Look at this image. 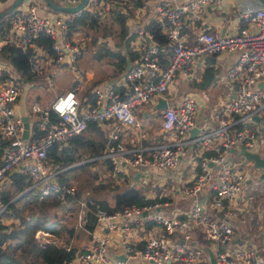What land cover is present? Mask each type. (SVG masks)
I'll return each mask as SVG.
<instances>
[{
  "label": "built area",
  "instance_id": "built-area-1",
  "mask_svg": "<svg viewBox=\"0 0 264 264\" xmlns=\"http://www.w3.org/2000/svg\"><path fill=\"white\" fill-rule=\"evenodd\" d=\"M62 1L63 5L74 6L81 0ZM115 1L88 0L85 7L90 2H97L109 8ZM145 1L154 3L155 17L162 24L171 48L164 59L165 48L154 39L153 32L147 28L138 29L136 53L130 59L129 67L115 77L123 87L124 95L122 90L113 87L97 90L94 103L81 109L76 91L78 84L74 82L55 96L50 107L33 104L36 123L43 132L35 138L25 139L23 119L15 110V101L20 94L17 81L12 75L0 77V146L3 148L0 181L19 168L29 175L30 187L39 190V197L52 192L56 199L65 200L68 194L75 193L76 185L60 182L58 170L48 167L49 149L54 142H66L83 131L91 121L104 126L110 121L105 151L86 159L110 158L111 167L101 180L119 179V171L123 169L133 179L129 187L137 188L144 184L139 183V179L145 171L175 169L181 158L193 150L198 171L182 187L189 199V210L184 217L177 212L173 214L153 195L151 198L154 199L144 204L125 205L108 211L95 204L88 195L80 200L78 218L83 222L90 208L96 215L97 224L106 231L76 254L77 263L135 264L134 260L144 259L153 264H213L202 255L201 247L189 242L198 226L214 241V264H264V238L254 246H228L235 237L233 220L237 211L232 201L240 195L249 177V172L237 168L228 155L231 147L243 144L251 149L255 146L259 132L246 127L245 123L255 122V116L261 114V110L264 112V3L262 0H242L236 5L238 24L235 28H203L191 39L188 26L199 23L202 6L221 0ZM85 7L54 15L42 12L37 0H22L9 13L8 33L0 38V50L7 43L17 46L27 56L34 79L44 73L35 49L44 46L43 41L47 39L54 60L74 70L72 64L83 54L86 37L72 25ZM232 52H238L233 68L238 84L231 96L212 108L213 122H198L202 104L195 95L189 94L178 103H168L163 108L161 127L172 133L171 140L137 147L127 145L122 130L126 125L141 126L138 104L155 96H164L178 73L191 74V65L199 56ZM49 84L53 81L49 80ZM51 109L57 114L54 121L49 118ZM194 126H198V131L190 136ZM137 171L141 172L138 179L134 178ZM152 191L150 185L145 194ZM6 216L10 221L18 220L7 203L0 201V220ZM147 221L159 224L162 230L150 232L149 236L140 239L143 240L141 244H137L136 227ZM114 230L119 232L116 245L111 235ZM40 233L45 237L49 235L44 231ZM113 252H121L125 258L114 256Z\"/></svg>",
  "mask_w": 264,
  "mask_h": 264
},
{
  "label": "crops",
  "instance_id": "crops-1",
  "mask_svg": "<svg viewBox=\"0 0 264 264\" xmlns=\"http://www.w3.org/2000/svg\"><path fill=\"white\" fill-rule=\"evenodd\" d=\"M3 1L4 0H0V11L7 8L8 5L13 0H5L4 2L6 3L8 1L9 4L2 7L5 4ZM26 1H29V0H26ZM175 1L183 2V1H187V0H175ZM238 1H241V0H221L217 4L216 3H208V4L203 5L201 8V19L202 20L200 19L199 23H196V24L192 23L188 26V30L190 31L191 39L195 36L196 33H198L203 28L220 29V30H224V29L228 30L229 28H235L238 24V17L236 16L237 12H236L235 3ZM56 2L59 4H62V1L60 2V1L56 0ZM46 4H47L46 1H44L42 4L39 3V7H40V10L42 12H47L46 11L47 8H52L50 5H48V4L46 5ZM112 7H118L121 9V11H124L127 13L126 24H127L128 28H130L131 31L136 34L135 38H133V40L131 41L133 48L135 47V43H136V40L138 37V34H137L138 29L147 28L145 25L151 19H155V21L159 22L155 17L156 8H155V5L152 1L116 0L114 3L111 4V6L109 8H105L100 3H97V2H90V3H88V6H86L85 8H91V9L97 10L100 13H105V16H106L107 14L110 13ZM232 11H233V13H236V14H232ZM50 14H53V13L50 12ZM6 18H8V21H9V13L6 14L5 16L1 17L0 20L6 19ZM4 25H5V22H4ZM8 28H9V26L7 25L6 33L4 35L0 36V38L4 37L8 33ZM0 30H1V28H0ZM79 31L82 32V30H79ZM84 36H85V34H84ZM86 41H87V37H86ZM43 42H44L43 43L44 46L48 47V49H46L42 45H40L41 47H39L38 49H35L36 54L39 58V61H40L41 65L43 66V69L49 67L52 63H55L58 66H62V67L67 68V66L65 64L58 63L54 60L52 51H51V49H49V46H48L49 40L45 39ZM9 44H12V43H9ZM12 45H14V44H12ZM3 48H4V46L0 50V77H4L5 75L14 76L16 81H17L18 87L19 86L21 87V91H22V86H23V90L27 91L28 87L31 85L30 80H33L31 78V74H30V76H29V74L24 75L19 69H17L14 66L13 62L10 60V58L4 56V52L2 53ZM237 56H238V52L223 53V54H219V55H210V56H208L209 60L207 62H203V59L199 57L196 60V62L194 63V65H198L199 69H200L199 72L195 76L193 75L192 72L188 76H184V75L178 73L175 76L174 80L169 84L167 91L164 93V96H155L146 102L138 104L137 105V112H138L139 118L141 119V126L140 127H132V126L126 125V126H124V128L122 130V137H124L127 145L130 147H137L140 144H154V143H157L160 141L165 142V141H169L172 139V137H173L172 133L170 131L166 132L161 127L162 111H163L164 107H159V104H160V100L162 98H164L166 100L167 104L168 103L176 104L179 101H181V99H183L184 96L189 95V94H193L199 99V102L202 104V111L200 112L198 122H202L204 120L208 121V122H213L211 119L212 108L216 105L221 104L226 98L231 96L233 94L237 84H238V76H237V74L233 73V68H234L235 63L237 61ZM82 57L89 60L88 55H87V51L83 52V54L80 56V58H82ZM213 57L215 59L214 61H212ZM218 58H220V60L222 61L220 69H216L214 67V65H216V61L218 60ZM130 59L131 58H128L127 60L130 61ZM126 68H127V61L125 64V69ZM92 71H95L96 73L94 72V75L89 76V75H86L85 71L83 70L79 74L77 79L73 78L69 83L70 86H71V83H73V82H77V84H78V88L76 91H77V94L80 98V108L81 109H84V108H86L89 105L94 103V102L93 103L90 102L91 97L89 96L88 91H93L97 95V90H105L108 87H113L117 91L123 89V87H121V85H119L115 81V77L118 74L114 75L112 77L110 76L109 79H105V80L103 79L102 81L95 82L94 80H97L96 78L100 74H98V70L94 69ZM87 73H89V72H87ZM210 73H212V74H210ZM95 74H98V75H95ZM207 74L210 75V76L208 75V77H209L208 81L209 82L204 86V88L194 87L192 85L190 86V81H191V78H193V76L197 80L201 81L207 76ZM214 81H218L220 83V90L218 93L213 94V95H208L205 93L204 95H201L202 99L197 94L193 93V91L196 89H198V90L205 89L204 91L206 92L207 91V85L210 83H213ZM69 87H67V88H69ZM67 88L59 91L58 93L65 91ZM19 91H20V88H19ZM21 91H20V94H22ZM58 93H56L55 96ZM20 94L18 95V97L15 101V110H16V113H18L22 117V119H23V116L27 117V119L29 121V135H28V137H31L33 134V125L36 121V115H35V112L33 110V106H30V103L27 102L26 97H23V95L21 96ZM96 95H95V98H96ZM55 96H54V98H55ZM89 98H90V100H89ZM53 99L50 101V103L48 105H44V106H42L39 103V101H40L39 98L35 99L34 103H39L42 107H50V104L53 101ZM147 104H150L151 111L147 108V106H146ZM151 115L159 116L160 120L156 121L154 119V117L149 118ZM53 116L51 115V112H50L49 118L51 121H54L57 118L56 117L57 114L53 115ZM259 117H260L259 120H256V119L255 120L260 122V123L261 122L263 123V124L262 123L260 124V126L262 127V131H260V133H259V138L257 140V143H255V146L252 147L251 149L246 147V149H248L250 151H257V152H260L262 155H264V152H261L260 150L257 149L259 141L264 142V112L262 115L259 114ZM147 119H149V120L147 121ZM23 125H24V120H23ZM110 125H111L110 121H106L105 126L103 124L101 125V127L106 131L105 132L106 135L108 134ZM106 129H108V130H106ZM190 136H192L191 133H190ZM94 137H96V136L94 135ZM240 147H241V145L236 146L234 151H231V149H230L228 159L231 162H233V164H235L233 161V158L235 156L236 157H242L243 158L242 159L243 164L250 163L253 166V168L257 169V171H253V172H249L250 170L248 171L249 177L247 178L246 183L251 182L252 178L255 174L257 176V179H259L258 176L261 173V169L259 167L254 166L252 159H247L244 156V154L238 153V149ZM261 147H262V145H261ZM189 151L190 152H188L187 155L185 154L181 158L179 164L177 165V167H175V169H171L169 171H164V172L171 173L172 178L177 179L178 181L177 182H171V186L169 188H165V189L161 188L157 184L151 185L152 188L154 189V191H152L149 195H146L147 197H151L154 195L155 198L165 197L164 200H161L163 203H165L164 207L173 214L176 212L179 213V215L182 217H184L187 214V212L189 210V208L187 209V205H188V207L190 205L189 199H187L185 197V194L183 192L182 187H183L184 183L193 174H195L198 171V168L195 166L197 159L195 158L194 151L193 150H189ZM1 157H2V155L0 156V161L2 159ZM92 168H95L94 164L92 165ZM15 172H22V171L19 168H15L11 172H9L7 174V176L2 181H0V190H1L2 185L4 183L8 184V183L12 182V180H11L12 174ZM137 172L134 175V178H136V179L140 178V174H141V172L139 171L140 174L136 177ZM22 173H26V172H22ZM129 176L130 175L122 169L121 171H119V179H113V178H111V179H113L114 182L120 183V186L122 188H124V187H129L130 183L133 181V179L130 178ZM259 180H264V178H261ZM139 181H140V179H139ZM140 187H143L144 192H146L148 186H140ZM155 187H158L159 190H155ZM246 187L247 186L245 184L244 188H246ZM164 190H166V191H164ZM87 193H89V190H87ZM261 193L264 196V188L261 189ZM21 194H22V192L16 194L11 200L13 201V200L19 198V196ZM182 197L185 200V204L182 202V199H181ZM248 197H249V199L245 200V201L254 202L252 209L248 210V211H247V209H242L243 206L240 205L241 200H244V189L240 193V195L232 201V206L236 209L237 214L233 220V226L235 229V237L233 238L231 243L228 245L230 247L246 246V245L254 246V245L258 244L264 238V198L262 201L256 202L255 201L256 198L253 197L252 194H248ZM170 199L175 202L176 208H172L170 206V201H169ZM0 201H1V198H0ZM157 209H159V207ZM241 209H242V211H241ZM246 212H248L247 215H245ZM242 217H246V220ZM84 218L85 219L83 220V222H81L79 220L78 210H77L76 211V227H79L86 222V220H87L86 213H85ZM1 221L6 223L7 221H10V220H9V217L6 216ZM243 222H245L244 228L241 227V224ZM239 227H241V231L237 230V228H239ZM136 228H137V238H139L136 241L137 244H141L143 242V240H140V239H142L143 237L145 238V237L149 236L150 232H159L162 230L161 226L159 224L153 222V221H147L143 224L138 225ZM239 230H240V228H239ZM105 231L106 230L103 227H100L97 224V220H96V225L93 228V230L86 231L89 234V239L84 242V245H83L84 248L88 247L96 236L104 234ZM118 234H119V232L117 230H114L111 232L112 237L115 239V245L117 244ZM204 236H205V234H204L203 230L201 229V227L196 226L193 230L192 237L189 239V242L192 245L201 247L203 249L202 255L208 257L211 260L210 253H209L208 249H210L214 254L216 246H215V244H212V245L206 244L203 240ZM180 240L183 241V239H180ZM50 241H53V240H50ZM70 243H72V242H70ZM70 243L68 245H70ZM65 244H67V243H65ZM112 248L117 249V247L114 248V246ZM120 253L113 252V255L116 256L117 254H120ZM70 263L71 264H80L79 262L77 263V261H75V258H73L70 261ZM134 263L135 264H153L151 261H146L144 259L134 260ZM167 264H175V263L174 262H168Z\"/></svg>",
  "mask_w": 264,
  "mask_h": 264
},
{
  "label": "trees",
  "instance_id": "trees-1",
  "mask_svg": "<svg viewBox=\"0 0 264 264\" xmlns=\"http://www.w3.org/2000/svg\"><path fill=\"white\" fill-rule=\"evenodd\" d=\"M126 16L127 13L118 7H112L107 17L105 13L84 8L72 25L73 29L82 30L87 37L85 47L87 46L89 49L87 51L89 60L111 62L114 66L112 74H109L108 77L99 75L97 80H94L95 82L109 79L110 76L122 72L127 59L133 58L136 53L131 42L136 34L128 28ZM7 25L9 26L8 18L0 20V36L6 33ZM145 26L153 32L154 39L164 46L162 55L165 59L170 52L171 45L163 31L162 24L151 19ZM111 35L116 40L113 45L108 39V36L111 37ZM3 52L4 56L9 57L17 69L24 75L29 74L30 76L27 56L17 46L7 43ZM73 84L74 82L71 83V86ZM121 93L124 95L123 89ZM88 94L91 97V100L89 98L90 102L93 103L96 93L88 91ZM50 112L52 116L56 115L54 110L51 109ZM42 132L35 121L31 138H35ZM105 132L100 123L91 121L83 131L72 135L66 142H54L49 149L46 157L48 167L58 170L57 178L60 182L76 185L75 193L68 194L65 200L56 199L52 192L42 198L39 197V190L30 187L32 182L29 175L22 172L13 173L12 182L2 185L1 201L7 203L20 220L19 222L17 220L6 223L0 220V264H71L70 261L76 254L85 248L84 246L79 247L77 243L69 242L75 231L76 223L63 221V227L57 229L56 213L53 210L58 206L64 212L68 211V215L74 214L76 218L75 214L80 208V200L88 195L94 199L95 204H99L108 211L121 209L125 205L144 204L154 199L146 196L143 187L122 188L120 183L114 182L111 178L106 183L98 181V177L111 167L110 158L86 159L105 151L108 139ZM2 153L3 148L0 146V156ZM87 164H94L95 168L89 170L86 177L78 179L72 174L83 169ZM107 189L108 193L103 195V190ZM155 190H158V187H155ZM20 192L22 194L19 198L12 201L11 199ZM157 198L164 200L165 197ZM27 208L30 211L26 212ZM86 216V222L79 227L85 231H91L96 225V215L89 208ZM52 217L53 222L50 221ZM41 228L58 235L65 234L67 244L62 245L55 241L40 243L34 233ZM69 243L70 245H68Z\"/></svg>",
  "mask_w": 264,
  "mask_h": 264
},
{
  "label": "rangeland",
  "instance_id": "rangeland-1",
  "mask_svg": "<svg viewBox=\"0 0 264 264\" xmlns=\"http://www.w3.org/2000/svg\"><path fill=\"white\" fill-rule=\"evenodd\" d=\"M37 1H39V3H41V4L44 2L43 0H37ZM57 1L61 2L62 0H57ZM239 2L240 1L236 2L235 5H237ZM8 4H9V2L7 1L2 7L6 6ZM46 11H47V13L51 12L54 15H60L62 13H66L63 10H57L54 8H47ZM232 14H236V13H233V11H232ZM107 15H109V14H107ZM107 15H106V17H107ZM108 39L110 40L112 45L114 44V42L116 43V40H114V38H112V35H111V37L108 36ZM88 50L89 49H87V46H86L85 51H88ZM208 56H210V55H201L199 57L203 59V62H207L209 60ZM221 64H222V61L220 60V58H218V60L216 61V65H214V67L216 69H220ZM72 67L74 68V71L68 67L66 68V67L58 66L55 63H52L49 67L43 69L44 73L41 76L34 78L33 80H30L31 85L28 87L27 91L23 90V86H22V91H21V87L19 86L20 91L22 93L20 95L21 96L23 95V97H26L27 102L30 103V106H33L34 100L37 98L40 99L39 103L42 106L48 105L50 103V101L54 98L55 94L58 93L59 91L65 89V88L69 87L70 81L73 78L77 79L78 73H81L83 70L85 71L86 75L90 76V75H94L95 71H92V70L95 69V70H98V74L104 75V76L107 75V77H108L109 74L113 73L112 70L114 69L113 64L111 62L107 63L105 61H103V62H95L92 60L89 61L84 57L78 58L77 61L72 64ZM191 67H192V73L195 76L200 70L199 66L192 64ZM87 72H89V73H87ZM98 74H95V75H98ZM208 75L209 74H207V76L201 81L197 80L193 76V78H191V81H190V86L192 85L194 87L204 88V86L209 82L208 81L209 80ZM49 80L53 81L52 85L49 84ZM204 90L205 89H202V90L196 89L193 91V93L197 94L201 99H202L201 95H204L205 93L208 95L216 94L220 90V83L218 81H214L213 83H210L207 85V91L206 92ZM146 106L151 111L150 104H147ZM262 114H263V110H261V115ZM153 117L156 121L160 120L159 116L151 115L149 118H153ZM148 120L149 119H147V121ZM261 123L258 121L249 122V123H245V126L252 128L254 130H257V132L260 133V131H262V127L260 126ZM261 145H262V147H261ZM257 149L260 150L261 152H264V142L259 141ZM242 159H243L242 157H236V156L233 158V161H234L235 166L237 168L244 169L247 171L250 170L249 172L257 171V169L253 168V166L250 163L243 164ZM91 169H94V168H92V164H87L86 167H84L83 169H80L76 173H72V174L75 177H77L78 179H81V178L86 177L87 174L90 172L89 170H91ZM101 179H102L101 176L98 177L99 182H105L106 183L109 180V179H105V181H102ZM141 181L145 184V185L143 184L142 186H150V185L157 184L161 188L165 189V188H169L171 186V182H177L178 180L173 179L172 174L169 172H158V171H155L153 169H150V170L145 171L143 173L142 178L140 179L139 183H141ZM246 186H247L246 187L247 189L244 188V200H241L240 205L243 206L242 209H247V211H248V210L252 209V206L254 204V202L245 201V200L249 199L248 194H252L253 197L256 198V200H255L256 202H258V201L260 202L263 200L264 196L261 193V189L264 188V180L257 179V176L255 174L252 178V181L249 183H246ZM164 191H166V190H164ZM107 193H108V189L103 190V195H106ZM181 199H182V202L185 204L184 198L182 197ZM169 201H170V206L172 208H176L175 202L172 201L171 199ZM188 208L189 207L187 205V209ZM242 209H241V211H242ZM28 211H30L29 208H27L26 212H28ZM53 212L56 213L55 217L57 218V220H55L56 221L55 223L57 224V229H61L63 227V221H67V222L70 221V222H73L74 224L76 223V218H75L74 214L68 215L69 212L68 211L64 212V210L60 206L54 208ZM247 213L248 212H246L245 215H247ZM59 215H61V217H59ZM62 215H63V217H62ZM242 218H244L246 220V217H242ZM19 220L20 219L18 218V221L17 220L16 221L19 222ZM50 221L53 222V217L50 218ZM241 227L242 228L245 227V222H243L241 224ZM241 227H239L240 230H239V228H237V230L241 231ZM38 231L47 232V233H49V235L47 237H45L43 235V233H40ZM34 235L40 243H42L43 241H47L46 239L53 240V241H55L59 244H63V245L67 242V240H66L67 236L65 234L58 235L57 233L45 231L42 228L37 229L35 231ZM88 239H89L88 232H86L85 230H83L80 227H75V231H74L73 236L71 237L69 242L77 243L78 246L80 247V246H83L84 242ZM203 240L206 244H211V245L214 244V241L207 236H204ZM237 247H240V246H237Z\"/></svg>",
  "mask_w": 264,
  "mask_h": 264
},
{
  "label": "water",
  "instance_id": "water-1",
  "mask_svg": "<svg viewBox=\"0 0 264 264\" xmlns=\"http://www.w3.org/2000/svg\"><path fill=\"white\" fill-rule=\"evenodd\" d=\"M21 1L22 0H13L8 5L7 8H5V9L0 11V18L5 16L6 14L10 13L15 8V6L17 4H19ZM44 1H46V3L48 5H50L52 8L57 9V10H64V11H75V10H78L80 8L85 7V4H87V2H88V0H81L77 5L69 6V5L59 4V3L56 2V0H44ZM262 2L264 3V0H262ZM214 60L215 59L213 57L212 61H214ZM129 64H130V61L127 60V68L129 67ZM210 74H212V73H210ZM260 84H262V83H260ZM166 105H167L166 100L164 98H162L160 100L159 107H165ZM255 119L259 120L260 119L259 115H256ZM23 120H24V129H23L22 135H23V137L25 139H27L28 135H29V121H28L26 116H23ZM197 131H198V126H194L192 128L191 135L194 136ZM234 150H235V147H231V151H234ZM238 153L239 154H244V156L247 159H252L254 166L259 167L261 169V173L258 176V178L259 179L264 178V155H262L260 152L250 151V150L246 149L245 145H243V144L238 149ZM210 164H212V162H210ZM64 168H67V167H64ZM139 174H140V172L138 171L137 174H136V177ZM220 216H221V214H220ZM208 250H209V253H210L211 261L214 264L215 263V256H214L213 252L210 249H208ZM116 256L120 257V258H125V255L123 253L117 254Z\"/></svg>",
  "mask_w": 264,
  "mask_h": 264
}]
</instances>
